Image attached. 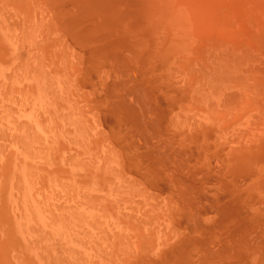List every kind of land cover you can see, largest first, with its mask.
<instances>
[{"label":"bare ground","instance_id":"obj_1","mask_svg":"<svg viewBox=\"0 0 264 264\" xmlns=\"http://www.w3.org/2000/svg\"><path fill=\"white\" fill-rule=\"evenodd\" d=\"M47 1L48 0H46V2ZM77 1H79V0H77ZM113 1H115V0H113ZM124 1L125 0L122 1L123 2L122 6H124L122 8V12L126 9L125 8L126 6L129 5L131 7V5L129 4L130 2L125 1V3H128V4L124 5ZM133 1H135L132 4V5H134L133 7H137L139 4L142 3V0L138 1V2H136V0H133ZM146 1L147 2H146V5L144 7V13H142V14H141V10H139L138 12H131L132 8L130 10L128 9L131 12V16L132 15L137 16L136 18L133 19V21H131V22H134L132 24L135 27L137 26L136 29H135V27L134 28L131 27L132 24H131V22H129V20H132V19H130L131 17L129 18L128 21L125 19V21L127 23L129 22L128 24H129L130 28L133 29L135 34L137 35V33H138L137 36L135 35L136 38L134 41V42H137L136 44H138V45L135 47H132L131 49H133V50L132 51L130 50L131 52L130 51L129 52L133 53V55L136 58V59L135 58L134 59L136 60V62L141 64L140 66L144 70V72H143L144 77L142 76V79H143V81L146 80L147 83L144 84L142 90L144 92L145 100L153 98L151 101L152 102L151 106H153V107H151V108L154 109L156 107V103H158V105H159L158 110H160V109L165 110V112H163L164 113L163 115H165L166 117H167L166 114L169 115L168 116V118H169V129H167L168 133L170 132L172 134H176V135L180 136V138H184V139L189 141V142L185 141V143L180 144L179 147H184V148H186V150H188L189 147H192V145H194V147L196 148L195 150H197L194 155L195 156L198 155V157H196V158L197 159L199 158L200 161H198V162H199L200 166H202L204 168V172H203L204 175H222L226 178V179H223L225 181H222V182H224V186L227 189L225 191H222V189H220L216 184L213 183L215 185L214 187H217V189L219 188L218 190H219L220 194L223 193L222 195H226V197L229 196L230 194H231V196L232 195L234 196L235 194L236 195L237 194L242 195L241 196L242 199H240L239 202L236 201V202H238L237 207H239L238 204L241 202L242 205L244 206V207H242V208H244V211H242L244 216H247V217L249 216L250 218H248V219H250V221L253 222V224L251 225V228H250V233H252L255 230V234L253 235V238L251 241L253 243V245L249 246L246 243L241 244L240 243L241 239H240V237H238V240L240 239L239 240L240 242H236V246L238 247L237 249L244 250V251H249L252 247L253 248L252 251L255 252V255L253 256L254 260H252V261L255 262L256 264H264V261H262V260H264V254L262 255V252L264 251V232L262 233L258 229V227H260V225L262 223H264V0H146ZM39 2L40 1H38V3ZM44 2L45 1H42L41 3H44ZM115 2L117 4L120 3L118 1H115ZM122 2L120 3V5L122 4ZM38 3L30 1V0H0V23L5 22V21L2 22V20L7 21L6 16L8 15V13L10 11H12V13L13 12L16 13V15L18 14V15L25 16L24 20L26 21V19L31 17V14L33 13L32 9H37L38 6L41 4V3H39V5H38ZM78 3L79 2H76L75 8L77 5H79ZM45 5L46 6H44V5H40V6L47 7V5H49V4L45 3ZM71 5H73V3ZM80 5H84V4H80ZM63 6H65V5H63ZM58 8H59V6H58ZM58 8H56V9H58ZM62 8H64V9L68 8V9H66V11H65ZM62 8L61 9L64 10V12H66V13L62 12L63 14H69V13H67V10H69L70 12H73V11H71V8H69L67 6L62 7ZM53 9H55V8H53ZM88 10H90V9H87V11ZM119 10H121V9H119ZM34 11H36V10H34ZM75 11L78 12V10H75ZM30 12H32V13H30ZM39 12H34L35 16H37L38 14L36 15V13H39ZM80 12H82V11H80ZM114 12L117 13L116 11H114ZM127 12L128 11L125 10L124 13H120V14L122 15V17L126 18L125 15L127 14ZM49 13H50V11H49ZM75 13L74 14L71 13L72 14L71 16H73V15L75 16ZM57 14H59V13H57ZM35 16H32V19H34ZM97 16L100 17V14H98ZM19 17L20 16H18L17 18H19ZM91 17H92V19L95 18V17L93 18V16H91ZM9 18H11V17H9ZM17 18H15V19L17 20ZM85 18H86V16H85ZM32 19H31V21H32ZM69 19H71V18H69ZM56 20L57 19H55V21ZM58 20H59V18H58ZM61 20H63V17L61 18ZM79 20H81V19L79 18ZM120 20H121V22H118L119 25L122 23V21H124L122 19H120ZM19 22H20V18H19ZM26 22H22V23H24L22 25L24 27L21 26V22H20L19 23V25L21 26L20 28L25 29L27 26L31 25V24L26 23ZM69 22H70V20L68 21V23ZM8 24L13 25L10 22ZM17 24H18V22H17ZM14 25H16V24H14ZM57 25H59V24H57ZM16 26H15V28H16ZM31 26H33V25H31ZM116 26H114V27H116ZM9 27H11V26H9ZM128 27H126V28H128ZM3 28H5V25L0 24V29H3ZM12 28L14 29V27H12ZM44 28H43V30H44ZM80 28H82V27H80ZM32 29L30 30V32L26 31L28 33V35L31 34ZM70 29H72V28H70ZM123 29H125V27H123ZM9 30H12V29H8V32L10 33ZM26 30H27V28H26ZM65 30L66 31L69 30V29H67V26L65 27ZM127 30L130 32L129 28L124 30V31H127ZM12 31H15V30H12ZM71 31H69V32H71ZM76 31H77V29H76ZM133 31L131 30V32H133ZM5 32L6 31H3L2 33H5ZM15 32H17V30ZM56 32H58V31H56ZM17 33H15V34H17ZM64 33H67V32H64ZM125 33H127V32H125ZM71 34L73 37L76 36L74 34V31ZM5 35L7 36L8 34H6V33L2 34V37L7 38V37H5ZM9 35L11 36V34H9ZM125 35H127V34H125ZM58 36H60V35H58ZM58 36H53V37H58ZM79 37H81V36H79ZM16 39H18V38L16 37ZM38 39L39 38H37V40ZM78 39H75V41H78ZM5 40H7V39H5ZM12 40L9 39V41H10L9 46L10 47L13 46V44L15 43V42L11 43ZM29 40H30V37H29ZM55 40H56V38H55ZM35 41L36 40H34V44H35ZM6 42H8V41H6ZM24 42L25 41L23 40V43ZM46 42H47V40H46ZM69 42H71V41H69ZM69 42H66V43L70 44ZM81 42L83 43L82 40H81ZM99 42H98V44H99ZM78 43L81 44L80 42H78ZM78 43L77 44L75 43V47H77L76 45H79ZM84 43H87L88 45L93 46V45H91L92 43L91 44H89L88 42H84ZM84 43H83V45L85 46ZM55 44H57V43H55ZM57 45L59 46V44H57ZM16 46H18V45H16ZM20 46H22V45H20ZM45 46L42 49L48 48ZM68 46H70V45H68ZM73 46H74V44L72 45V47ZM81 46H82V44H81ZM35 47H34L33 52L36 49ZM75 47H73V48L76 49ZM22 48L25 49L27 47H22ZM22 48H20L18 46V48L14 47V50L15 49L16 50L22 49ZM103 48H104V46H103ZM31 49H33V48H31ZM59 49H60V53L62 51L61 49L66 50V48H61V47H59ZM90 49L91 48L88 47L87 51H89V54H90ZM25 50H27V49H25ZM47 50H45V51H47ZM49 50H50V48H49ZM67 50H70V49H67ZM10 51H11V54H9V55L13 57L12 50L10 49ZM40 52H39V54H40ZM126 52H128L127 49H126ZM52 53H54V52H52ZM73 53L75 54V51H73ZM120 53L124 54V52H120ZM17 54L18 53H16V56L21 55V54H18V55ZM39 54L36 55V57H38ZM55 54H57V52ZM76 54H78V53H76ZM76 54L74 56H76ZM84 54L86 56H89L88 53L87 54L84 53ZM153 54L156 55L157 59L152 60L153 57L151 59V56ZM27 55H28V53H27ZM70 55H71V53H70ZM116 55H117L116 58L120 57L118 54H116ZM41 56H43V55H41ZM97 56H99V55H97ZM12 57L10 59L13 60L14 58H12ZM27 57H29V56H27ZM44 57L48 58L50 56H44ZM105 57H108L107 59L110 58L109 56H105ZM105 57L102 59H105ZM15 58H17V57H15ZM43 58H39V59H43ZM47 58H46V60H48ZM59 58H60V55L57 57L56 62L60 60ZM83 58H84V56H83ZM137 58H139V59L137 60ZM17 59H15V61ZM50 59H51V57H50ZM50 59H49V61H47L48 63H52L51 62L52 59L51 60ZM70 59L72 60V58H69V60L65 59L63 61H67V62L69 61L70 62ZM77 59H78V57H77ZM77 59H76V61H77ZM93 59H95V57H93ZM97 59H99V57H97ZM102 59L100 58V60H102ZM110 59H109V61H110ZM12 60H9V62ZM19 60H18L19 64L17 63L18 66L21 65V62H19ZM29 60H25L26 62L24 61V64L25 63L27 64L28 62L30 63ZM32 60H34V58H32ZM83 60L82 61L79 60L80 63L86 64V63H83L84 62ZM116 60L117 59H115V62H116ZM13 61H12V63H13ZM52 61L54 62L55 60H52ZM61 61H62V57H61ZM121 61L123 62V59ZM36 62L32 64V61H31V65H29V64H27V65H29L28 67H30L32 65H36V67H37L38 64ZM56 62L54 64V66L59 65ZM86 62L88 63L91 61H86ZM115 62L113 64V66L114 65L120 66L119 61H117V63H119V65L116 64ZM126 62H128V61H126ZM126 62H123V63H126ZM141 62L148 63V66H146V64L141 63ZM4 63H6V62H4ZM74 63H76V62H74ZM80 63H79V65H80ZM94 63H96V62L92 61L91 65ZM100 63H98V64L101 66L104 64V66H102V67L105 69L106 61L102 64H100ZM22 64H23V62H22ZM64 64H65V62H63V65L60 64L59 67L63 66L64 67L63 69L65 72L66 71L68 72V68L70 69L71 72H74V70L77 72H78V70L81 72L84 71V72H82L83 74L88 72V71H92V69L91 70L87 69V65H86V67L85 66L84 67L88 71L86 69H84L83 67L80 68L81 65L79 66L78 64H76L78 66H75V65H72V63L70 62V64L74 68L76 67L77 70L74 69L71 65L69 67L68 65H66V64L64 65ZM129 64H130V62H129ZM0 65H2V64L0 63ZM5 65L7 66V64H5ZM25 65H23V66L26 68ZM99 65H94V66L97 67ZM18 66L16 65L13 67H18ZM23 66H22V69H25ZM94 66L92 65V68ZM34 67L35 66H33V68ZM71 67H72V69H71ZM78 67L81 70L78 69ZM8 68L9 67L7 66V67H4V69H2V70L8 69ZM30 68H32V67H30ZM37 68H39V66ZM40 68H42V69H40ZM40 68L38 69V71L43 70V66L42 67L40 66ZM48 68H50V67H48ZM52 68L54 71L57 70V68H55V67H52ZM66 68H67V70H65ZM110 68H112L111 65H110ZM34 69H36V68H34ZM117 69H118V67H117ZM132 69H133V67H132ZM134 69H135L134 71H136L135 67H134ZM62 70L61 69L58 70L57 71L58 74L60 76L66 75V74H63L65 72H62ZM122 70H124V69H122ZM122 70H118V71L122 72ZM8 71L10 72V70H8ZM8 71H5V72L7 73ZM12 71L15 72V69L13 70V68H12ZM24 71L25 70H23L22 76L26 75V73H24ZM28 71H29V69H28ZM33 71L34 70H32V72H31L32 74H33ZM45 71H46V69L43 70V72H45ZM48 71H49V73H51L50 70H48ZM54 71H53V75L52 74L45 75L47 77L46 78L47 80L45 78H43V79H45V80H43L44 85L41 84L42 87L44 86V89L42 88V90H44L43 92L41 90V87H39L40 88L39 91L34 89L35 91H37V92H35L36 94L34 95V91L30 90L32 88L28 89L31 91V94L30 93L29 94L31 96L33 95V97L31 98L32 100H30V98H28V97L27 98H28V100L34 102L35 107L33 108L34 110L29 109V111H31L32 114L30 113V115H29L27 113H24V117L22 116L23 113L21 112V110H24V109L22 108L21 110H19L20 106H22V105L17 104L14 106L15 101H17V100H15L16 98H15V95L13 93L14 90L12 89L13 90V92H12L11 86H9V88H8V86L6 85L7 79H9L8 77H10V79L12 80L13 79L12 76H8L7 79H5L3 74L0 73V138H3L4 140H6V143L10 147H13V148H16V150L17 149L19 150L17 158L21 164V172L27 170V175H37V174L40 175L42 173L41 169L45 168V167L41 168L40 165L48 163V168H45L46 170H48L50 168L49 167V165H50L49 160L51 159V161H53V164L52 163L51 164L52 165L57 164L58 166L60 165V169L62 167L64 168L65 165L67 166V171L65 170L66 172L63 171V172L58 173L59 170H57L56 173H58V174L54 173V175H77V178H78V182H77L76 177H70V181L67 183H63L61 186L62 190L58 191V193L61 194V196H64L66 199L68 198L69 205H68V203L65 204L63 202L61 205L60 204L61 201H59L57 198V201L60 202V203L55 202L56 205L58 203V205H57L58 207L55 206V204H53V203L50 205V207H48L47 211H44V209L42 208L43 206L41 207L42 208L41 210L46 212L44 214H42V211H40V205H43V204H40L39 207H36V208H39V209H37V212L34 210H33V212H31L32 210L27 208L26 206L23 209L21 208L22 213H21L20 219L18 220L22 224L20 228H23L25 230L24 227H26V229L28 227H31V229H30L31 231H23L22 230V233L26 232V236L24 235L26 238V241H24L25 238H22L23 242L24 243L26 242V245H27V243H30L34 248L35 253L38 254L40 263L44 262L46 264H63V262H65L67 264H77L78 261H80V260H82L88 256L87 253H89L90 256H92V257L94 255L98 254L97 252H99V249H100V253H102L101 251H103L104 254H105V252H113L114 253L115 250L118 252L123 251V250L126 252V251L130 250V252L127 254H125V253L123 254L124 251L122 252V255L120 254L121 256L126 255V257H124V258L126 260H128V262H130L128 264H133V263L134 264H142V263L147 264V261H148V264H153L152 261H154V264H161L162 261H165L162 264H168L170 260L172 262L170 261L169 264H171V263L174 264L175 262L173 260L174 259L173 255L177 254V253L175 251L173 253V251L169 249V246L171 244V241L172 242L175 241L173 238L174 235L171 236V234L174 233L175 236H177V238H178V233H177V231H175V232L172 231L173 225H171V222L175 219V216L173 214L174 212H173L172 207H171V206H173V204L170 205L169 199L166 200L165 197H163L162 194H164L165 192L164 191L162 192L161 191L162 189H160V186H159L158 190H160L161 194H156V195L154 193L146 194L145 192L143 193V191L141 192L142 188L136 189L138 192L135 193L136 191L134 192V190L132 188L134 186L133 184H135V182L132 184V186L130 184H127V183H124V186H122L123 184H121V182H119L120 184H115L114 183L115 180L113 181L111 178H109V176H106V175H114V176L117 175L119 177L118 173L117 174H113L112 172L109 173L108 169L115 167V165L117 166V164L119 163L117 166V168H118L121 164L120 159L123 157L126 160L127 159L126 157L128 156L127 154H126L127 155L126 156L125 153H123V152L128 151L127 148H126V151L124 150V148L126 146L125 145L122 146L123 149L120 147L121 146L120 144L126 142V141H123V142L120 141L123 137L121 138V136H118V135H122L121 134L122 131L119 130V133H118L117 129L116 130H115V128L111 129V126H110V128L107 129V130H110L109 131L110 133H109V135L106 134V136L111 135L110 137L115 138L114 141L110 137H108V138H110L111 141H108L109 139H107V138H106L107 140H104L102 138V137H104L105 133L102 135L103 129L100 127V125L102 126V124L100 123V119L101 118L103 119L104 115L108 118L109 115L107 116L106 114L108 112L112 113V110L114 107L111 108L112 109L111 112H110V110H108L107 113H103L102 111H101L102 113L100 112V109L97 106H95V103L97 104V100L98 101L100 100V102H103V103H105V102L109 103V102L107 100L105 102H104V100L101 101V99L104 97H98L99 99H95V98H97V96H96L97 93H94L91 90L93 88H90V86H88L87 84H86L87 88H84L85 85L82 86V82H80V81L81 80L83 81L84 79H82V78L84 76H87V75L84 74V76H83V74L80 72L82 77L77 75L78 78L76 77L77 78V80H76V78H74L75 76H70L67 74L70 77L67 78V75H66V80H64L65 76H64V78L60 79L62 76L61 77L56 76L58 74L55 73ZM118 71H116V72H118ZM124 71H128V69L124 70ZM37 72L34 71V73H37ZM137 72H138V69H137ZM54 73H55V76H54ZM109 73H108V75H110ZM111 73H112V70H111ZM131 73H133V72H131ZM41 74L44 75L43 73H41ZM69 74H70V72H69ZM87 74L89 77H93V76H91L92 73H87ZM103 74L105 75V73H103ZM35 75H37V74H35ZM35 75H32V77H34ZM72 75H75V74L73 73ZM106 75H107V73H106ZM37 76H39V75H37ZM37 76H35L37 79L42 78V77L38 78ZM48 76H53L54 80H51V77L49 78ZM16 77H18V75H16ZM71 77H73V78H71ZM104 77H106V76H104ZM107 77H109V76H107ZM24 78H27V76ZM29 78H30L31 82L39 81V80L32 81L30 76H29ZM70 78L75 79L73 81L74 82L76 81L78 84L77 83L75 84L72 81L69 82ZM57 79H59L60 82L57 81ZM79 79H80V81H78ZM92 79L90 81H93ZM94 79H96V78H94ZM98 79H99V77H98ZM5 80H6V82H5ZM128 80H130V79H128ZM64 81H66V82L64 83ZM106 81L112 82V80H106ZM8 82H10V81H8ZM71 82H72V86L75 87L76 90L75 89L72 90L73 88H72V86H70ZM79 82H80V85L82 87L79 85ZM94 82H96V81H94ZM67 83H70V84H67ZM73 83L77 87L80 86V89L83 88V90H79ZM106 83H108V82H106ZM134 84H135V82L133 83L132 88H134V86H135ZM95 85H97V82ZM111 85L113 86V82ZM116 85H117V87L119 86V84H115V86ZM129 85L130 84H128L127 87H130L132 84L130 86ZM112 86H110V87L108 86V87L113 89ZM33 87L35 88V86H33ZM105 87H106V84H105ZM88 88H90L91 91H87ZM136 88L137 87L135 86V89ZM139 88H141V87H138L137 89H139ZM17 90H19V89H17ZM99 90H100V88H99ZM20 91L21 90H19L18 92H20ZM75 91L76 92L78 91V92L76 93ZM124 91H126V88ZM133 91H135V90H133ZM137 92H139V91H137ZM78 93H79L78 96L73 95V94H78ZM121 93H120V95H122ZM21 94L24 95L23 91ZM21 94L19 95L20 99L22 97ZM80 94H83L84 96L80 95ZM117 94H118V92H117ZM107 95H108V93L105 92V96H107ZM27 96H29V95H27ZM102 96H103V92H102ZM80 97L86 98L88 100V103H87V100L85 102L84 100H81ZM116 97H118V96L116 95ZM130 97H128V99H130ZM24 98L22 97V99H24ZM120 98H117V99H120ZM115 99L116 98H114L113 100H115ZM25 100H27V99L25 98ZM22 101L24 102V100H20L19 103H21ZM30 101L25 102L26 103L25 105H27V103L28 104L31 103ZM117 102L118 101H116V103ZM99 103L97 105H99ZM146 103H147V101H146ZM22 104H24V103H22ZM31 104H33V103H31ZM109 104L111 105V103H109ZM109 104H107V105H109ZM122 104H125L124 101ZM18 105H19V107H18ZM127 105H128V103L126 104V106ZM31 106H30V104L28 105V107H30V108H31ZM103 106L105 107V105H103ZM121 107L124 108L125 106L124 107L121 106ZM128 107H129V105H128ZM138 107H140V105ZM105 109L107 110V108H105ZM125 110H127V109H125ZM19 111L22 114H19L20 113ZM115 111H114V113H116ZM117 111H120V110H117ZM127 111H122V112H124V114L126 113L125 115H128ZM156 111H152V114H153V112H156ZM159 112H161V111H159ZM100 113L104 114V115L100 116ZM117 114H118V112H117ZM117 114H115V116ZM119 114H120V112H119ZM155 114L161 115V113H155ZM34 115L36 116V119L33 117ZM118 115H117V117L120 116V115L119 116ZM129 115H131L130 112H129ZM165 116L163 119H166ZM111 117H110L111 119H114L113 113H112ZM125 117H122V118H125ZM129 117L131 118V116H129ZM150 119H151V117H150ZM150 119H148V120H150ZM115 120H117V119H115ZM120 120H122V119L120 118ZM120 120H117V121H120ZM122 121L123 122H121V123H124V124H127V123H130L129 125L134 124V123H131L130 121L127 122L126 119L122 120ZM101 122L103 123L105 121L101 120ZM119 124H120V122H119ZM162 125H163V123H162ZM138 126L140 127L142 125H138ZM143 126H144V123H143ZM166 126H168V125H165V127ZM132 127H134V125ZM123 128L126 129V127H123ZM124 129H122V130H124ZM128 129H130V128H128ZM107 130L104 132H107ZM111 130L115 133L113 134L111 132ZM131 130H129V132ZM124 131H123V133H124ZM116 133L118 135H116ZM129 134L131 136V132ZM113 135H114V137H113ZM116 136L120 137V138H117V139H119L120 143L116 139ZM165 140L166 139H164V141ZM170 140H169V142H170ZM114 142L115 143L117 142L119 144L115 145ZM133 142H134V140H133ZM193 142L195 144H192ZM135 144H136V142H135ZM63 145H64V148H63ZM118 145H119V147H118ZM126 145H127V143H126ZM177 147H178V144H177ZM120 148L124 151H122ZM128 148H130L129 145H128ZM132 148L133 147H131L130 149H132ZM184 148H182V149H184ZM130 152H132V151H130ZM190 153L192 155V153H194V152H192V150H191ZM132 154H134V153H132ZM194 155H192V156L194 157ZM7 156L8 155H6L5 157H7ZM8 158L9 157H7V159ZM132 158H135V157H132ZM186 159H188V158H186ZM145 161H146V159H145ZM147 161L150 163L149 159ZM192 161L193 160H191V162ZM54 162L56 164H54ZM133 162H136V163H133ZM170 162L172 163V161H170ZM181 162L183 163V161H181ZM131 163L134 165V167L136 166L135 168L138 167L137 161H135V159H132ZM131 163H128V165L129 164L131 165ZM133 165H132V167H133ZM168 166L169 165H167V167ZM132 167H130L129 169H131ZM115 168H113V169L116 170V172H119V169H115ZM168 168H170V167H168ZM168 168H167V170H168ZM39 169L41 171H39ZM165 169H166V167H165ZM191 169H193V168L191 167ZM191 169L187 170V171L188 172L193 171V174H194L195 170L191 171ZM197 169H198L197 172L199 173L200 172L199 167ZM121 170L122 169L120 168V171ZM134 170L137 171L138 168L134 169ZM46 172L48 174V173H51L52 171L49 172V170H48ZM190 172H189V174L193 175ZM198 173H196V175H198ZM47 174L43 173L41 175H47ZM130 174H128V175L130 176ZM133 174H134L133 177H136L135 173H133ZM19 175H23V174L19 173ZM49 175H52V173ZM100 175H105V177H100ZM122 175H123V172H122ZM160 175H162V174H160ZM166 175H168V174L166 173ZM182 175H184V174H182ZM124 177H125V175H124ZM124 177H123V179H121V178H119V179H121V181L127 182L124 179ZM133 177L131 179H133ZM143 177H145V176H143ZM154 177L151 180H154ZM115 178H117V177H115ZM131 179H129V180L131 181ZM138 179H140V178H138ZM227 180H229V182H231V183H229ZM141 182H143V181H141ZM56 183L57 182H51L52 185H55ZM144 183L147 184L146 182H144ZM204 183H206V182H204ZM138 184H140V183H138ZM145 184L141 183V186L143 185L145 187L146 186ZM135 186H137V185H135ZM153 186H154V190H157V188H155L156 186L155 185H153ZM54 187H56V186H54ZM157 187H158V185H157ZM164 187H166V186H164ZM203 187H204V185H203ZM148 188H151V187H148ZM151 190H152V188H151ZM184 190H185V193L187 194L186 189H184ZM23 191L24 190L22 189V191L20 193V195H21L20 199L21 198L26 199V200L29 199L30 193H32L31 192L32 190L31 189L25 190V193ZM157 191H156V193H159V191L158 192ZM182 193L184 194V192H181V194ZM215 193H216V191H215ZM217 193H216V195H213V196L210 194L209 196H212V197H209V198L212 199L214 196H216L214 198H217V195H218ZM166 194L170 195L171 193L170 194L166 193ZM192 194H193V192H192ZM25 196H27V198ZM73 196H77V197H73ZM202 196H204V193ZM57 197H60V196H57ZM176 197L175 198L173 197V199L175 200ZM180 197L182 198V200H184L183 197L185 198L187 196L185 195L183 197L182 196H180ZM177 198L179 199V197H177ZM192 198H193V196H192ZM203 198L204 197H202V199ZM209 198H206V199L210 200ZM218 198L216 200H219V203L221 205V199H223L224 197H222V198L220 197L221 199H218ZM229 198H231V197H229ZM235 198H237V197L234 196V198H232V199H235ZM30 199H32V198H30ZM206 199H204V200H206ZM26 200L23 201L21 199V203L26 202ZM172 200H170V202ZM192 200L195 201L197 199L193 198ZM227 200H228V202L231 201L229 199H227ZM215 201H214V203H215ZM29 202L33 203L30 200H29ZM198 202H199V199H198ZM210 202H211V200L209 201V203ZM231 202H229V203H231ZM186 203L187 202H185V204ZM193 203H195V202H193ZM193 203H192V206L190 205L191 207H193V205H194ZM212 203H211V206H212ZM219 203H215L216 206ZM188 204H190V203H188ZM203 204L204 203H202V206H203ZM198 205H200V203ZM208 205H210V204H208ZM208 205L205 204L206 207ZM225 205H227V201H226ZM174 206H176V205H174ZM228 206H229V204H228ZM179 207H181V206H179ZM176 208H178V207H176ZM199 208H200V206H199ZM213 209H214V207H213ZM177 210H179V209H177ZM216 210H217V208H216ZM216 210H214V211H216ZM224 210L226 211V208ZM180 211H181V209H180ZM179 212H176V214ZM242 212H240V214H239L240 218L243 217ZM197 213H198V211L196 212V215H198ZM210 213H208V211H207V215L208 216L210 215V218L208 220L211 221L210 219L212 218V221H213L214 216L212 217L211 216L212 213L211 214ZM226 213H227V211L225 212V214ZM200 214H201V211H200ZM183 215L185 216V212ZM204 215L206 216V213ZM225 216H228V214ZM199 217H201V216H199ZM217 217H218V215H217ZM177 218H181L182 221L184 219L186 220V218H184V219L182 218V215H181V217H177ZM207 218H205V219H207ZM243 218H245V217H243ZM195 219H198L197 216H195ZM190 220L191 219H189L188 222L191 223L192 221H190ZM222 220H224V218H222ZM224 221H226V220H224ZM195 222L199 223L200 219L198 221H195ZM205 222L208 223L207 220ZM216 222L217 221L215 220L214 226L219 225V224L217 225L218 222L217 223ZM17 223H19V222H17ZM228 223H230V222H228ZM48 224H50L49 229L46 228L48 226ZM29 225H31V226H29ZM186 225L188 226V224H186ZM228 225H230V224H228ZM234 225H235V223H234ZM209 226H210V224H209ZM210 227H209V229H210ZM232 227H229V228H232ZM217 229L220 230L219 226ZM226 229H227V227H226ZM17 230H21V229L18 228ZM97 230H100L101 232L99 233L98 236L94 237L93 234H95V235L98 234V232L94 233ZM173 230H174V228H173ZM175 230H176V228H175ZM211 230H210V232H211ZM193 231L192 232L189 231V232L193 233ZM223 231H225V229ZM205 232H208V231H205ZM205 232H203L202 234H204ZM247 233H249V232H247ZM189 235H190V233H189ZM220 235L221 234H219V236ZM216 236H217V234H216ZM221 236H223V235H221ZM224 236H226V235H224ZM258 236H260V238H257ZM22 237H23V234H22ZM92 237L95 239H93ZM187 237H188V235H187ZM212 237H213V235H212ZM235 237H233V238H235ZM179 238H180V236H179ZM184 238H180V240L181 239H183V240L189 239V238H187V239H184ZM200 238H204V236L200 237ZM208 238H209V236H208ZM22 239H20V242L22 241ZM218 239L221 240L220 238H218ZM244 239H247V238H244ZM190 240H192V239L190 238ZM219 240H218V244H219ZM221 242H223V241H221ZM24 243H23V245H25ZM175 243L180 245V243H182V240L178 241V239H177L176 242H174V244ZM193 243H195V242L193 241ZM174 244L172 245L173 248L178 246L176 244H175L176 246H174ZM183 244H184V242H183ZM183 244H181V245L183 246ZM23 245H21L19 247L22 248ZM26 245H25V247H26ZM221 245H223V244H221ZM221 245L219 246L220 248H221ZM28 246L25 248V250L28 248ZM30 246L28 249H30ZM196 249H195V251H197V252H194L195 254L191 255V256H197L196 258H198V254L202 251L201 249H203V247L201 246L200 249L199 248H196ZM214 249H216V248H214ZM237 249L235 247V250H237ZM133 250H134V252H133ZM168 250H170L171 253H173V254H171V256L168 255L169 254ZM199 250H200V252L198 253ZM229 250L230 249L227 248V251H229ZM203 251H204V249H203ZM219 251H221V250L219 249ZM19 252H21V251H19ZM23 252L28 254V252H26V251H23ZM39 252L41 253V255H39L40 254ZM25 253H22V254L25 255ZM146 253H149V254H146ZM210 253H212V252H210ZM219 253H221V252H219ZM234 253L238 254L239 250H237V252L235 251ZM156 254H158V256H156ZM18 255H17V257H19V258L22 257V255H20V256H18ZM113 255H115V253ZM223 255H221V256H223ZM28 256H29L30 260H31V257H33L30 255H28ZM133 256H134V258H133ZM160 256H161V258H163V260L160 259L159 263H155L157 261V260L155 261V258L158 259L157 257H160ZM167 256H170L171 258L167 257ZM204 256H206V255H204ZM215 256H217V254ZM25 257H26V255H25ZM99 257H101V255ZM218 257H219V255L217 256V258ZM23 258H24V256H23ZM101 258H103V260H102L103 262H101V263L106 262V264H111V262H109L108 259L105 260L106 258L104 255ZM151 258H152V260H151ZM164 258H166V259H164ZM196 258L193 257L192 260H196ZM208 258H210V257H208ZM119 259H120V256H119ZM122 259H123V257H122ZM140 259L141 260L143 259V260L141 261ZM146 259H147V261H146ZM198 259L200 260V258H198ZM17 260L20 261V264L22 263L21 261H23L22 259L21 260L17 259ZM113 260H116V259L113 258ZM166 260L168 261V263H166ZM149 261L152 263H150ZM113 262L116 263L115 261H113ZM123 262L124 261H122V260L118 261L119 264H123ZM23 263H24V261H23ZM234 263L236 264V262H234ZM25 264H27V263H25ZM80 264H83V262L81 261ZM93 264H95V262ZM210 264H212V263H210ZM214 264H216V263L214 262ZM230 264H233V262L232 263L230 262Z\"/></svg>","mask_w":264,"mask_h":264},{"label":"rangeland","instance_id":"obj_2","mask_svg":"<svg viewBox=\"0 0 264 264\" xmlns=\"http://www.w3.org/2000/svg\"><path fill=\"white\" fill-rule=\"evenodd\" d=\"M30 1H33V2H37L38 3V1H40L39 3H41L42 1H45L44 3H41L40 5H44V6H46L45 5V3L46 4H49V5H47V7H44V6H40L39 5V3H38V8L37 9H32L33 11V13L32 12H30V13H32L31 14V17H29V18H27L26 19V21L24 20L25 19V16H22V15H18V16H20L19 18H20V22H21V26L24 24V23H22V22H26V23H29V24H31V25H33V26H31V25H29V26H27L26 28H27V30H26V28L25 29H23V28H20L21 26L19 25V18H17L18 16L16 15V13H12V11H10L9 13H8V15L6 16V18H7V21L6 20H2V22L3 21H5V22H3V23H0V24H4L5 25V28H3V29H0V63L2 64V65H0V73L1 74H3V76L5 77V79H7V77L8 76H12V80L10 79V77H8L9 79H7V83H6V85L8 86V88H9V86H11V90L13 89L14 90V92H13V90H12V92L14 93V95H15V100H17V101H15V104H14V106L15 105H17V104H20V105H22V106H20V109L19 110H21L22 108L26 111H24V110H21V112L23 113H21L20 111V113L19 114H22V116L24 117V113H27V114H29L30 115V113H31V111H29V109L31 110V109H33L34 107H35V104H34V102L33 101H30V100H32L31 98L33 97V95L31 96L30 94H31V91L30 90H32V91H34V95L36 94L35 92H37V91H39L40 90V88L39 87H41V90H42V88L44 89V86L42 87L41 86V84L42 85H44V83H43V80H45L47 77L45 76V75H50V74H52L53 75V68L52 67H55V68H57V70H55L54 72L55 73H57L58 74V70H62L64 67L62 66V67H59L60 66V64L61 65H63V62H65V64L66 65H68L69 67H70V62L72 63V65H75V66H78L79 65V63H80V61H82L83 59V63H86V64H81L80 63V68L81 67H83L84 69H86L85 67H86V65H87V69L88 70H91L92 69V71H88L87 69V71L88 72H86V73H84L85 75H87L88 76V74L87 73H92V75L91 76H93V77H87V76H84V74L82 73V72H84V71H79L78 70V72L77 71H75L74 70V72H71L70 71V69L68 68V72L66 71H64V69L62 70V72H65V73H63V74H68V75H70V76H75L74 78H78V76H81L82 77V75H81V73L83 74V76L85 77H83L82 79H84L83 81L81 80L80 81V79L78 80V81H80V82H82V86L83 85H85L84 86V88H87V85L88 86H90V88H93V89H91L94 93H97L96 94V96H97V98H95V99H99L98 97H104V98H102L101 99V101H103L104 100V102L107 100L109 103H111V105L109 104V103H103V102H100V100L98 101L97 100V104L99 103V105H97L96 103H95V106H97L99 109H100V112L102 111L103 113H107V111L108 110H110V112H111V108H113V110H112V113H113V115H114V119H111L112 117V113H107L106 115L108 116V118L104 115V114H101L100 113V116H102V115H104L103 117V119L101 118L100 119V123L102 124V126L100 125V127L103 129V133H102V135L105 133V135H104V137H102L104 140H107V139H109L108 141H111L110 140V138H112V137H110V136H108L109 135V131L110 130H107L108 128H110V126H111V129L112 128H115V130L117 129L118 130V133H119V130L120 131H122V135H118L117 133H116V135H118V136H121V140L120 141H126V142H124V143H122V144H120L121 146V148H122V146H126L125 148H124V150L126 151V148L128 149V151L127 152H123V153H125V155L127 156L126 158V160L122 157L120 160H121V164H120V166L117 168V166H118V164H117V166L115 165V167H112V168H110V169H108L109 170V173H113V174H117L118 173V175H119V177L117 176V175H106V176H109V178H111L113 181H114V183L115 184H120L119 182H121V184H123L122 186H124V183H127V184H130L131 186H132V184L135 182V184H133L134 186L132 187L133 188V190H134V192L135 193H137L138 191L136 190V189H141V192L143 191V193L145 192L146 194H150V193H154L155 195L156 194H161V192H160V190H158L159 189V186H160V189H162L161 191L163 192H165L164 194H162L163 195V197H165V199L166 200H168L169 199V203H170V205L171 204H173V206H171L172 207V210H173V214H174V216H175V219L171 222V225H173V228H174V230H173V228H172V231H177V233H178V238H177V236H175V234L174 233H172L171 234V236L172 235H174L173 236V238H174V240L175 241H171V244H170V246H169V249L170 250H172L173 251V253H174V251L179 255H177V254H174L173 256H174V262L176 263V264H210V263H212V264H214V262L216 263V264H230V262L232 263L233 262V264H235L234 262H236V264H256L255 262H253L252 260H254V255H255V252L254 251H252L253 250V248L251 247V249L249 250V251H244V250H240V249H237L238 247L236 246V242H240L241 244H244V243H246V244H248L249 246H251V245H253V243L251 242L252 241V238H253V235L255 234V230L252 232V233H250V228H251V225L253 224V222H251L250 221V219H248V218H250L249 216L247 217V216H244V214H243V212L242 211H244V208H242V207H244L243 205H242V203L240 202L239 204H238V206L239 207H237V203L240 201V199H242L241 198V196L242 195H240V194H235L234 196L235 197H237V198H235V199H232V198H234V196L232 195L231 196V194L229 195V196H227L226 197V195H222V194H220L219 193V188L220 189H222V191H225V190H227L226 189V187L224 186V182H222V181H225V180H223V179H226L224 176H222V175H204L203 174V172H204V168L202 167V166H200V164H199V162L198 161H200L199 160V158L197 159L196 157H198V155H194L195 153H196V151L197 150H195L196 148L194 147V145H192V147H189V149L188 150H186V148H184V147H179V145L180 144H184L185 143V141H188V140H186V139H184V138H180V136H178V135H176V134H172V133H168V131H167V129H169V118H168V114H166L167 115V117L165 116V115H163L164 113L163 112H165V110H162V109H160V110H158L159 108H158V103H156V109L154 108H151V107H153V106H151V104H152V99H148V100H145V97H144V92H143V90H142V88H143V86H144V84H146L147 83V81L146 80H144L143 81V79H142V76L144 75L143 74V72H144V70H143V68L140 66L141 64H139L138 62H136V58H135V56L133 55V53H130L133 49H131L132 47H135V46H137L138 44H136L137 42H134L135 41V32L133 31V29L132 28H130V26H129V22H131V21H133V19L134 18H136L137 16H134V15H132L131 16V12H138L139 10H141V14L142 13H144V7H145V5H146V0H142V3L141 4H139L137 7H133L134 5H132L133 4V2H135V1H133V0H125V1H127V2H130L129 4L131 5V7L128 5V6H126L125 8V10L126 11H128L127 12V14L125 15V17L126 18H124V17H122V15L120 14V13H124V11L122 12V8L124 7V6H122L123 5V0L121 1V0H115V1H118V2H122V4L120 5V3L119 4H117L115 1H113V0H79V1H77V0H48L47 2H46V0H30ZM61 1V2H60ZM74 1V2H73ZM79 2L78 4L79 5H77L76 6V8H75V4H76V2ZM125 1H124V5L125 4H128V3H125ZM138 1H141V0H136V2H138ZM59 2V3H58ZM85 2V3H84ZM73 3V5H71ZM80 4H84V5H80ZM63 5H65V6H63ZM118 7H117V6ZM120 5V6H119ZM58 6H59V8H58ZM69 7V8H71V11H73V12H70L69 10H67V13H69V14H63V13H66V12H64V10L66 11V9H68V8H62V7ZM116 6V7H115ZM42 7V8H41ZM51 7V8H50ZM88 7V8H87ZM53 8H55V9H53ZM56 8H58V9H56ZM64 9V10H62V9ZM132 8V11L130 12L129 10ZM136 8V9H135ZM61 9V10H60ZM87 9H90V10H88L87 11ZM119 9H121V10H119ZM129 9V10H128ZM34 10H36V11H34ZM58 10V11H57ZM61 12H60V11ZM75 10H78V12L77 11H75ZM84 10V11H83ZM40 11V12H39ZM49 11H50V13H49ZM80 11H82V12H80ZM114 11H116L117 13H115ZM34 12H39V13H36V15L37 16H35V14H34ZM63 12V13H62ZM76 12V13H75ZM98 12V13H97ZM57 13H59V14H57ZM74 14L75 13V16L73 15V16H71L72 14ZM13 14V15H12ZM98 14H100V17L99 16H97ZM130 14V15H129ZM61 15V16H60ZM65 15V16H64ZM121 15V16H120ZM17 16V17H16ZM32 16H35L34 17V19H32ZM85 16H86V18H85ZM91 16H93V18L94 19H92V17ZM120 16V17H119ZM9 17H11V18H9ZM14 17V18H13ZM22 17V18H21ZM24 17V18H23ZM48 17V18H47ZM63 17V20H61V18ZM77 17V18H76ZM98 19H97V18ZM118 17V18H117ZM131 17V18H130ZM15 18H17V20L15 19ZM46 18V19H45ZM58 18H59V20H58ZM69 18H71V19H69ZM79 18L81 19V20H79ZM84 18V19H83ZM129 18L130 19H132V20H129ZM139 18V17H138ZM31 19H32V21H31ZM55 19H57L56 21H55ZM70 20V22L68 23V21ZM100 19V20H99ZM120 19H122V20H124V21H122V23L119 25L118 24V22H121V20ZM125 19L128 21L129 20V22L127 23L126 21H125ZM9 20V21H8ZM22 20V21H21ZM24 20V21H23ZM61 20V21H60ZM79 20V21H78ZM99 20V21H98ZM119 20V21H118ZM60 21V22H59ZM10 22V23H12L13 25H9L8 23ZM17 22H18V24H17ZM31 22V23H30ZM45 22V23H44ZM7 23V24H6ZM25 23V24H26ZM33 23V24H32ZM61 23V24H60ZM68 23V24H67ZM132 23H134V22H131V24ZM14 24H16V25H14ZM57 24H59V25H57ZM127 24V25H126ZM8 25V26H7ZM64 25V26H63ZM117 25V26H116ZM126 25V26H125ZM136 25V24H135ZM9 26H11V27H9ZM15 26H16V28H15ZM45 28H44V27ZM59 26V27H58ZM67 26V29H69L68 31H66L65 30V27ZM114 26H116V27H114ZM121 26V27H120ZM129 26V27H128ZM9 27V28H8ZM12 27H14V29L12 28ZM22 27H24V26H22ZM75 27V28H74ZM77 27V28H76ZM80 27H82V28H80ZM123 27H125V29H123ZM126 27H128L129 28V30H130V32L127 30V31H124V30H126V29H128V28H126ZM131 27H135L133 24L131 25ZM12 29V30H17V32L19 33H17V32H15V31H12V30H9L10 31V33L8 32V29ZM19 28V29H18ZM33 28V29H32ZM43 28H44V30H43ZM62 28V29H61ZM70 28H72V29H70ZM137 28V26L135 27V29ZM23 29V30H22ZM32 29V31H31V34H29L28 35V31L30 32V30ZM76 29H77V31H76ZM118 29V30H117ZM19 30V31H18ZM72 30V31H71ZM131 30L133 31V32H131ZM3 31H6L5 33L6 34H8L7 36L5 35V37H7V38H3L2 37V34H5V33H2ZM13 33H12V32ZM21 31V32H20ZM27 31V32H26ZM56 31H58V32H56ZM69 31H71V32H69ZM74 31V34L76 35V36H72V32ZM100 31V32H99ZM8 32V33H7ZM26 32V33H25ZM64 32H67V33H64ZM125 32H127V33H125ZM15 33H17V34H15ZM62 33V34H61ZM137 33V32H136ZM9 34H11V36L9 35ZM16 36H15V35ZM27 34V35H26ZM71 34V35H70ZM73 34V35H74ZM125 34H127V35H125ZM20 35V36H19ZM23 35V36H22ZM33 35V36H32ZM58 35H60V36H58ZM137 35H138V33H137ZM136 35V36H137ZM23 38H22V37ZM45 36V37H44ZM53 36H58V37H53ZM79 36H81V37H79ZM90 36V37H89ZM13 37V38H12ZM16 37L18 38V39H16ZM29 37H30V40H29ZM53 37V38H52ZM37 38H39L38 40H37ZM46 38V39H45ZM55 38H56V40H55ZM60 38V39H59ZM65 38V39H64ZM80 40H79V39ZM5 39H7V40H5ZM9 39L10 40H12L11 41V43H13V42H15L14 44H13V46H9L10 45V41H9ZM16 39V40H15ZM63 39V40H62ZM75 39H78V41H75ZM23 40L25 41L24 43H23ZM34 40H36L35 41V44H34ZM46 40H47V42H46ZM50 40V41H49ZM59 40V41H58ZM81 40L83 41V43L84 42H88L89 44H91V45H93V46H90V45H88L87 43H84L85 44V46L83 45V43L81 42ZM6 41H8V42H6ZM22 41V42H21ZM32 43H31V42ZM58 41V42H57ZM69 41H71V42H69ZM101 43H100V42ZM44 42V43H43ZM66 42H69L70 44H67ZM77 44L78 42H80L81 44H82V46H81V44H79V45H76L77 47H75V43ZM98 42H99V44H98ZM20 43V44H19ZM27 43V44H26ZM38 43V44H37ZM55 43H57V44H59V46L57 45V44H55ZM97 43V44H96ZM25 44V45H24ZM44 44V45H43ZM74 44V46L73 47H75L76 49H74L73 47H72V45ZM16 45H18L20 48H22V47H27V48H25V49H27V50H25V49H15L14 50V47H16V48H18V46H16ZM20 45H22V46H20ZM28 45V46H27ZM46 45V46H45ZM49 45V46H48ZM68 45H70V46H68ZM36 46V47H35ZM44 46L45 47H48V48H46V49H42V48H44ZM79 46V47H78ZM103 46H104V48H103ZM34 47L36 48L35 49V51L33 52V50H34ZM39 47V48H38ZM59 47H61V48H66V50L65 49H61L62 51H61V53H60V49H59ZM88 47L89 48H91L90 49V54H89V51H87L88 50ZM31 48H33V49H31ZM49 48H50V50H49ZM93 48V49H92ZM10 49L12 50V54H13V57L12 56H10L9 54H11V51H10ZM31 49V50H30ZM38 49V50H37ZM41 49V50H40ZM48 49V50H47ZM67 49H70V50H67ZM74 49V50H73ZM126 49H127V51L128 52H126ZM45 50H47V51H45ZM59 50V51H58ZM75 51V54L76 53H78V54H76V56H74L75 54L73 53V51ZM77 50V51H76ZM79 50V51H78ZM131 50V51H130ZM42 53H41V52ZM93 51V52H92ZM95 51V52H94ZM117 51V52H116ZM124 52V54L123 53H120V52ZM130 51V52H129ZM39 52H40V54H39ZM47 52V53H46ZM52 52H54V53H52ZM57 52V54H55ZM115 52V53H114ZM16 53H18V54H21V55H18V56H16ZM27 53H28V55H27ZM32 53V54H31ZM70 53H71V55H70ZM84 53H88V55L89 56H86ZM129 53V54H128ZM34 54V55H33ZM39 54V56L38 57H36V55H38ZM116 54H118L120 57L119 58H116ZM41 55H43V56H41ZM52 55V56H51ZM60 55V60L59 61H57L56 62V60H57V57ZM78 55V56H77ZM97 55H99V56H97ZM102 57H101V56ZM133 55V56H132ZM27 56H29V57H27ZM41 56V57H40ZM44 56H50L51 57V59L52 60H55L54 62L50 59V57H46L48 60H46V58L44 57ZM71 56V57H70ZM83 56H84V58H83ZM105 56H109L110 58V61H109V59H107L108 57H105ZM14 58L13 60L12 59H10V58ZM15 57H17V58H15ZM45 59H44V58ZM61 57H62V61L63 60H65V59H68L69 60V58H72V60L70 59V62L68 61H61ZM64 57V58H63ZM76 57V58H75ZM77 57H78V59H77ZM93 57H95V59H93ZM97 57H99V59H97ZM105 57V59H102V58H104ZM115 57V58H114ZM152 57H153V59H152ZM32 58H34V60H32ZM36 58V59H35ZM39 58H43V59H39ZM55 58V59H54ZM83 58V59H82ZM100 58L102 59V60H100ZM114 58V59H113ZM135 58V59H134ZM140 58V57H139ZM139 58H137V60L139 59ZM15 59H17L16 61H15ZM20 59V60H19ZM22 59V60H21ZM30 59V60H29ZM49 59L51 60V62L52 63H48L47 61H49ZM76 59H77V61H76ZM87 59V60H86ZM92 59V60H91ZM115 59H117L116 60V62H115ZM123 59V62H126V61H128V62H126V63H123L121 60ZM130 59V60H129ZM151 59L152 60H154V59H157V57H156V55L155 54H153L152 56H151ZM9 60H12L13 61V63H12V61H10L9 62ZM18 60H19V62H21V65H19L18 66ZM25 60H29L30 61V63L28 62L27 64H29V65H31V61H32V64L33 63H35L36 61V63L38 64L37 65V67L39 66V68H40V66L42 67L43 66V70L44 69H46V71L45 72H43V70H39L38 71V69L39 68H37L36 67V65H32V66H30V67H32V68H30V67H28L29 65H27L26 63V65L24 64V61ZM36 60V61H35ZM41 60V61H40ZM80 60V61H79ZM99 60V61H98ZM106 61V63L108 64H106L105 63V69L102 67V66H104V64L101 66V65H99L98 63H100V64H102V63H104L105 61ZM34 61V62H33ZM73 61V62H72ZM86 61H91V62H86ZM92 61H95L96 63H94V64H92L93 66L94 65H99V66H94L93 68H92V65H91V63H92ZM104 61V62H103ZM117 61H119V63H120V66H113V64H114V62L116 63V64H118L119 65V63H117ZM4 62H6V63H4ZM22 62H23V64H22ZM26 62V61H25ZM55 62L57 63V64H59V65H55L54 66V64H55ZM74 62H76V63H74ZM129 62H130V64H129ZM18 63V64H17ZM41 63V64H40ZM128 63V64H127ZM141 63H144V64H146V66H148V63H145V62H141ZM4 64V65H3ZM5 64H7V66L9 67L8 69H5V70H2V69H4V67H7ZM40 64V65H39ZM47 64V65H46ZM64 64V65H65ZM76 64H78V65H76ZM89 64V65H88ZM18 66V67H13V66ZM23 65H25L26 66V68L23 66ZM71 65V66H72ZM110 65H111V67L112 68H110ZM133 65V66H132ZM135 65V66H134ZM21 66V67H20ZM22 66L25 68V69H22ZM33 66H35L34 68H36V69H34L33 68ZM85 66V67H84ZM91 66V67H90ZM122 66V67H121ZM48 67H50V68H48ZM66 67V66H65ZM73 67V66H72ZM72 67H71V69H72ZM90 67V68H89ZM96 67V68H95ZM117 67H118V69H117ZM127 67V68H126ZM132 67H133V69H132ZM134 67L136 68V71H134L135 69H134ZM140 69H139V68ZM12 68H13V70L15 69V72H13L12 71ZM19 68V69H18ZM59 68V69H58ZM74 68V67H73ZM79 67H78V69H80ZM120 68V69H119ZM130 68V69H129ZM18 69V70H17ZM28 69H29V71H28ZM40 69H42V68H40ZM74 69H76V67L74 68ZM95 71H94V70ZM122 69H124V70H127L128 69V71H124V70H122ZM137 69H138V72H137ZM8 70H10V72L8 71ZM23 70H25L24 71V73H26V75L24 76H22V74H23ZM27 70V71H26ZM32 70H34L35 72H37V73H34V71H33V74L31 73L32 72ZM48 70H50V72L51 73H49V71ZM65 70H67V68L65 69ZM77 70V69H76ZM81 70V69H80ZM83 70V69H82ZM85 70V71H86ZM111 70H112V73H111ZM118 70H122V72L120 73ZM4 71V72H3ZM5 71H8L7 73L5 72ZM42 71V72H41ZM116 71H118V72H116ZM18 72V73H17ZM48 72V73H47ZM61 72V73H62ZM69 72H70V74H69ZM81 72V73H80ZM99 72V73H98ZM110 72V73H109ZM131 72H133V73H131ZM135 72V73H134ZM11 73V74H10ZM41 73H43L44 75H42ZM55 73H54V76H55ZM75 74V75H72V74ZM103 73H105V75L103 74ZM106 73H107V75H106ZM108 73L110 74V75H108ZM142 73V74H141ZM13 74V75H12ZM18 75V77H16V75ZM35 74H37V75H39V76H37V75H35ZM80 74V75H79ZM132 74V75H131ZM32 75H35V76H37L38 78L40 77H42L41 79H37L35 76L34 77H32ZM66 75H56V76H59V77H61L60 79H62V78H64V76H65V78H64V80H66ZM67 75V78L68 77H70V76H68ZM78 75V76H77ZM90 75V74H89ZM130 75V76H129ZM27 76V78H24V77H26ZM29 76L31 77V80L32 81H36V80H39V81H36V82H31L30 81V78H29ZM99 77V79H98V77ZM104 76H106V77H104ZM107 76H109V77H107ZM124 76V77H123ZM128 76V77H127ZM49 78L51 77V80H54V77L53 76H48ZM53 77V78H52ZM132 77V78H131ZM144 77V76H143ZM43 78H45V79H43ZM58 78V77H57ZM71 78H73V77H71ZM70 78V80H69V82L70 81H72V82H74L73 80H75V79H71ZM77 78H76V80H77ZM89 80H87V79ZM93 80V81H90L91 79ZM94 78H96V79H94ZM115 80H114V79ZM127 78V79H126ZM18 79V80H17ZM35 79V80H34ZM128 79H130V80H128ZM133 79V80H132ZM47 80V79H46ZM68 80V79H67ZM87 80V81H86ZM106 80H112V82H113V86L111 85L112 84V82H109V81H106ZM114 80V81H113ZM127 80V81H126ZM8 81H10V82H8ZM17 83H16V82ZM42 81V82H41ZM57 81H59L60 82V80L59 79H57ZM86 81V82H85ZM94 81H96L97 82V85L99 86H97V85H95L96 84V82H94ZM118 83H117V82ZM5 82H6V80H5ZM15 82V83H14ZM45 82V81H44ZM66 81H64V83H65ZM68 82V81H67ZM72 82H71V84L70 83H67V84H70V86H72ZM80 82H79V85H80ZM84 82V83H83ZM106 82H108V83H106ZM115 82V83H114ZM131 82V83H130ZM135 82V86L138 88V87H141V88H139V89H135V86H134V88H132V86H133V83ZM141 82V83H140ZM75 84L77 83L76 81L74 82ZM73 83V84H74ZM91 83V84H90ZM94 83V84H93ZM127 83V84H126ZM140 83V84H139ZM34 84V85H33ZM74 84V85H75ZM78 84V83H77ZM87 84V85H86ZM105 84H106V87H105ZM115 84H119V86L117 87V85L115 86ZM128 84H132L130 87H127L128 86ZM95 85V86H94ZM33 86H35V88L33 87ZM76 86V85H75ZM81 86V85H80ZM80 86L79 87H77L79 90H83V88H81L80 89ZM81 86V87H82ZM110 86H112V88L113 89H111V88H109ZM38 87V88H37ZM103 87V88H102ZM30 88H32V89H30ZM37 88V89H36ZM72 90H76V88L75 87H73L72 86ZM90 88H88L87 89V91H91L90 90ZM99 88H100V90H99ZM125 88H126V91H124L125 90ZM17 89H19V90H21L20 92H18L19 90H17ZM28 89H30V90H28ZM37 90V91H35V90ZM106 91H105V90ZM29 92H28V91ZM102 90V91H101ZM115 90V91H114ZM133 90H135V91H133ZM22 91H23V94L24 95H22L21 93H22ZM26 91V92H25ZM44 90H42V92H43ZM129 91V92H128ZM137 91H139V92H137ZM76 92V91H75ZM78 92V91H77ZM76 92V93H77ZM80 92V91H79ZM102 92H103V96H102ZM105 92H107L108 93V97L107 96H105ZM117 92H118V94H117ZM122 92V93H121ZM124 92V93H123ZM127 94H126V93ZM21 94V96L24 98H26L27 100H28V98H30V100H28V101H30L31 103H33V104H31V103H29L30 104V106H31V108L30 107H28V103H27V105H25L26 103L25 102H28L27 100H25V98L24 99H22V97H21V99L19 98V95ZM30 93V94H29ZM74 93V92H73ZM120 93L122 94V95H120ZM29 95V96H27V95ZM143 96H142V95ZM74 96H78L79 95V93L78 94H73ZM80 95H83V94H80ZM116 95L118 96V97H116ZM120 95V96H119ZM125 95V96H124ZM84 96V95H83ZM132 98H131V97ZM28 97V98H27ZM106 97V98H105ZM121 97V98H120ZM128 97H130V99H128ZM114 98H120V99H115V100H113ZM125 98V99H124ZM80 99L81 100H84L85 102H86V98H81L80 97ZM89 99V98H88ZM20 100H24V102L22 101L21 103H19L20 102ZM128 100V101H127ZM114 101V102H113ZM116 101H118L117 103L119 104H117L116 103ZM123 101H124V103L125 104H122L123 103ZM133 101V102H132ZM146 101H147V103H146ZM113 102V103H112ZM22 103H24V104H22ZM87 103H88V100H87ZM128 103V105H129V107H128V105L126 106V104ZM136 103V104H135ZM139 103V104H138ZM107 104H109V105H107ZM113 104V105H112ZM137 106H135V105ZM101 105V106H100ZM103 105H105V107L103 106ZM131 105V106H130ZM140 105V107H138ZM12 106V105H11ZM111 106V107H110ZM121 106H125L124 108H122ZM18 107H19V105H18ZM105 108H107V110L105 109ZM117 108V109H116ZM139 108V109H138ZM105 109V110H104ZM125 109H127V110H125ZM34 110V109H33ZM116 110V111H115ZM117 110H120V111H117ZM157 110V111H156ZM114 111L116 112V113H114ZM122 111H127V113H128V115H129V112H130V114L131 115H129V116H131V118L128 116V115H125L124 114V112H122ZM152 111H156V112H153V114H152ZM159 111H161V112H159ZM34 112V111H33ZM117 112H118V114H119V112H120V116L117 114ZM149 113V114H148ZM155 113H161V115H156ZM32 114V113H31ZM35 114V113H34ZM115 114H117L119 117H117V115L115 116ZM127 117H125V116ZM163 115V116H162ZM32 116V115H31ZM30 116V117H31ZM164 116L166 117V119H163L164 118ZM35 119H36V116L34 115L33 116ZM122 117H125V118H122ZM146 117V118H145ZM149 117V118H148ZM150 117H151V119H150ZM154 119H153V118ZM106 118V119H105ZM120 118L122 119V120H125L126 119V121L127 122H131V123H134V124H132V125H129L130 123H127V124H124V123H121V122H123L122 120H120ZM130 118V119H129ZM157 118V119H156ZM115 119H117V120H120V121H117V120H115ZM129 119V120H128ZM147 119V120H146ZM148 119H150V120H148ZM101 120H104L105 122H101ZM147 122H146V121ZM160 121V122H159ZM119 122H120V124H119ZM153 122V123H152ZM163 123V125H162V123ZM143 123H144V126H143ZM146 123V124H145ZM124 126H123V125ZM120 125V126H119ZM134 125V127H132ZM138 125H142V126H138ZM165 125H168V126H166L165 127ZM113 126V127H112ZM115 126V127H114ZM123 127H126V129H124ZM128 128H130V129H128ZM166 128V129H165ZM122 129H124V130H122ZM132 129V130H131ZM107 130V132H104V131H106ZM114 130V131H115ZM129 130H131L130 132H131V136H130V132H129ZM123 131H124V133H123ZM162 133H161V132ZM167 131V132H166ZM102 132V131H101ZM111 132L114 134L115 132H113L112 130H111ZM117 132V131H116ZM129 132V133H128ZM166 133V134H165ZM106 134H108L107 136H106ZM164 134V135H163ZM168 134V135H167ZM124 135V136H123ZM161 135V136H160ZM108 137H110V138H108ZM113 137H114V135H113ZM131 137V138H130ZM107 138V139H106ZM117 138H120V137H117L116 136V139ZM135 138V139H134ZM114 139L115 138H112V140L114 141ZM159 139V140H158ZM164 139H166L165 141H164ZM171 139V140H170ZM118 140V142L120 143V141H119V139H117ZM133 140H134V142H133ZM169 140H170V142H169ZM135 142H136V144H135ZM189 142V141H188ZM111 143V142H110ZM113 143V142H112ZM115 143V142H114ZM119 143H115V145L116 144H119ZM126 143H127V145H126ZM133 143V144H132ZM0 264H20V261H18L17 259H19V260H23L24 261V263H23V261H21L22 263L21 264H25V263H31V264H34L35 262L37 263V264H46V263H44V262H41L40 263V261H39V257H38V254H36L35 253V250H34V248H33V246L30 244V243H27V245H26V242L24 243L23 242V239L22 238H25V236H26V232H23L22 233V230L23 231H31L30 229H31V227H28L27 229H26V227H24L25 228V230L23 229V228H20L21 227V223H20V221H18L19 219H20V216H21V213H22V209L23 208H25V206L27 207V208H29V209H31L32 211L31 212H33V210L34 211H36L37 212V209H39V208H36V207H39V205L40 204H43V205H40V211H42V214H44V213H46V212H44V211H47V209H48V207H50V205L53 203V204H55V206H57L58 205V203H60L59 201H61V205H62V202L63 203H65V204H67L68 203V205H69V201H68V198L66 199L64 196H61V194H59L58 193V191H61L62 190V188H61V186H62V184L63 183H67V182H69L70 181V177H76V180H77V182H78V178H77V175H54V173H56L57 172V170H59L58 171V173L59 172H66L67 171V166L65 165V167L63 168H61L60 169V165L58 166L55 162H54V164H56V165H52L53 164V161H51V159L49 160V172L50 171H52L51 173H52V175H49V174H51V173H48L47 174V172L46 171H48V170H46L45 168H48V163H45V164H41L40 166H41V168L42 167H45V168H42L41 170H42V173L41 174H47V175H41L40 173V175H27V170H25V171H22L21 172V164H20V162L18 161V153H19V150L17 149L16 150V148H13V147H10L7 143H6V140H4L3 138H0ZM132 144V145H131ZM177 144H178V147H177ZM192 144H195L194 142L192 143ZM128 145L130 146V148L131 147H133L132 149H130V148H128ZM176 145V146H175ZM118 147H119V145H118ZM63 148H64V145H63ZM120 148V149H121ZM161 148V149H160ZM181 148V149H180ZM182 148H184V149H182ZM11 149V150H10ZM123 149V148H122ZM121 149V150H122ZM130 149V150H129ZM124 150H122V151H124ZM191 150H192V152H194V153H192V155H194V157L191 155ZM8 151V152H7ZM12 151V152H11ZM14 151V152H13ZM130 151H132V152H130ZM136 151V152H135ZM189 151V152H188ZM131 154H129V153ZM6 153V154H5ZM132 153H134V154H132ZM4 155V156H3ZM6 155H8L7 157H9L8 159H7V157H5ZM124 155V156H125ZM134 155V156H133ZM135 157V158H132V157ZM141 157V158H140ZM186 158H188V159H186ZM193 158V159H192ZM10 159V160H9ZM132 159H135V161H137V165H138V170L136 171V170H134V169H137V168H135L134 167V165L131 163L132 162ZM145 159H146V161H145ZM149 159V161H150V163L147 161ZM191 160H193L192 162H191ZM170 161H172V163L170 162ZM181 161H183V163L181 162ZM190 162V163H189ZM52 163V164H51ZM128 163H131V165L129 164L128 165ZM133 163H136V162H133ZM189 163V164H188ZM192 163V164H191ZM150 164V165H149ZM194 164V165H193ZM197 164V165H196ZM132 165H133V167H132ZM166 165V166H165ZM167 165H169L168 167H170V168H168L167 167ZM47 166V167H46ZM150 166V167H149ZM187 168H186V167ZM194 166V167H193ZM130 167H132L131 169H129ZM154 167V168H153ZM164 167V168H163ZM165 167H166V169H165ZM185 167V168H184ZM191 167L193 168V169H191ZM199 167V169H200V172L198 173L197 171H198V168ZM57 168V169H56ZM113 168H115V169H119V172H116V170H114ZM120 168L123 170H121L120 171ZM134 168V169H133ZM167 168H168V170H167ZM152 169V170H151ZM156 171H155V170ZM164 169V170H163ZM171 169V170H170ZM191 169V171L192 170H195L194 171V174H193V171L192 172H190L191 174H193V175H190L189 174V172L187 171V170H190ZM202 169V170H201ZM40 169H39V171H41ZM44 170V171H43ZM46 170V171H45ZM66 170V171H65ZM154 170V171H153ZM152 171V172H151ZM122 172H123V175H122ZM157 172V173H156ZM19 173L20 174H23V175H19ZM38 173V172H37ZM58 173H56V174H58ZM131 173V174H130ZM133 173H135V176L136 177H133L134 176V174ZM166 173L168 174V175H166ZM196 173H198V175H196ZM128 174H130V176L128 175ZM160 174H162V175H160ZM182 174H184V175H182ZM202 174V175H201ZM124 175H125V177H124ZM132 175V176H131ZM124 177V179L127 181V182H124V181H121V179H123V177ZM143 176H145V177H142ZM148 176V177H147ZM155 176V177H154ZM157 176V177H156ZM100 177H105V175H100ZM115 177H117V178H115ZM133 177V179H131ZM153 177H154V180H151V179H153ZM119 178H121V179H119ZM137 178V179H136ZM138 178H140V179H138ZM146 178V179H145ZM159 178V179H158ZM229 178V177H228ZM129 179H131V181L129 180ZM129 180V181H128ZM136 180V181H135ZM146 180V181H145ZM148 180V181H147ZM141 181H143V182H141ZM228 182H229V180H227ZM232 181V180H231ZM51 182H57L55 185H52L51 184ZM144 182H146L147 184H145ZM204 182H206V183H204ZM208 182V183H207ZM138 183H140V184H138ZM141 183H143V184H145L146 186L144 187L143 185L141 186ZM210 183V184H209ZM216 184L219 188L217 189V187H214L215 185L214 184ZM229 183H231V182H229ZM61 184V185H60ZM202 184V185H201ZM207 184V185H206ZM135 185H137V186H135ZM150 185V186H149ZM153 185H155L156 187L155 188H157V190L159 191V193H156V191L157 190H154V186ZM157 185H158V187H157ZM184 185V186H183ZM203 185H204V187H203ZM221 185V186H220ZM54 186H56V187H54ZM141 186V187H140ZM164 186H166V187H164ZM58 187V188H57ZM144 187V188H143ZM148 187H151L152 188V190H151V188H148ZM168 187V188H167ZM147 188V189H146ZM22 189L24 190L23 192L25 193V190H28V189H31L32 191V193H30V197H29V199H23V198H21L23 201H25L26 200V202H23V203H21V199H20V193H21V191H22ZM145 189V190H144ZM170 189V190H169ZM184 189H186V192H187V194L185 193V190ZM224 189V190H223ZM173 190V191H172ZM178 190V191H177ZM198 192H197V191ZM151 191V192H150ZM157 191V192H158ZM176 191V192H175ZM215 191H216V193L218 194L217 195V198L218 199H221L222 197H224L223 199H221V205H220V203H219V200H216L217 198H214V197H216V196H214L212 199L211 198H209V197H212L213 195H216V193H215ZM140 192V191H139ZM175 192V193H174ZM178 192V193H177ZM181 192H184V194L187 196V197H183V196H185L183 193L181 194ZM192 192H193V194H192ZM201 192V193H200ZM166 193H171L170 195H168V194H166ZM203 193H204V196H202L203 195ZM166 194V195H165ZM212 195V196H209V195ZM47 195V196H46ZM49 195V196H48ZM165 195V196H164ZM178 195V196H177ZM190 195V196H189ZM193 196V198L194 199H197V200H192L193 198H192V196ZM206 195V196H205ZM57 196H60V197H57ZM159 196V195H158ZM179 197V199L177 198V197ZM180 196H182L183 197V199L184 200H182V198L180 197ZM26 198H27V196H25ZM50 197V198H49ZM73 197H77V196H73ZM170 197V198H169ZM173 197L175 198L176 197V199L174 200L173 199ZM189 197V198H188ZM202 197H204L203 199H202ZM209 198L210 200H211V202L209 203V201L210 200H207L206 198ZM221 197V198H220ZM229 197H231V198H229ZM30 198H32V199H30ZM57 198H58V200L59 201H57ZM173 199V200H172ZM198 199H199V202H198ZM202 199V200H201ZM204 199H206V200H204ZM225 199V200H224ZM227 199H229V200H231V201H229V202H231V203H229L228 202V200ZM29 200L31 201V202H33V203H30L29 202ZM63 200V201H62ZM65 200V201H64ZM72 200V199H71ZM170 200H172L171 202H170ZM190 200V201H189ZM192 200V201H191ZM213 200V201H212ZM216 200V201H215ZM197 201V202H196ZM203 201V202H202ZM214 201H215V203H219L217 206H216V204L214 203ZM226 201H227V205H225L226 204ZM236 201H238V202H236ZM51 202V203H50ZM55 202H58L57 203V205H56V203ZM184 202V203H183ZM185 202H187L186 204H185ZM193 202H195V203H193ZM208 202V203H207ZM213 202V203H212ZM225 202V203H224ZM236 202V203H235ZM188 203H190V204H188ZM192 203L194 204L193 205V207H191L192 206ZM200 203V205H198ZM202 203H204L203 204V206H202ZM211 203H212V206L214 207V209H213V207L211 206ZM225 205H223V204ZM27 204V205H26ZM37 204V205H36ZM59 204V205H60ZM205 204H210V205H208L207 207L205 206ZM228 204H229V206H228ZM174 205H176V206H174ZM185 205V206H184ZM191 205V206H190ZM198 205V206H197ZM223 205V206H222ZM22 206V207H21ZM43 206V207H42ZM179 206H181V207H179ZM199 206H200V208H199ZM246 206V205H245ZM20 207V208H19ZM44 209V211L43 210H41L42 208ZM58 207V206H57ZM176 207H178V208H176ZM185 207V208H184ZM195 207V208H194ZM217 208V210H216V208ZM221 207V208H220ZM22 208V209H21ZM26 208V209H27ZM198 208V209H197ZM207 208V209H206ZM209 208V209H208ZM226 208V211H227V213L225 214V209ZM177 209H179V210H177ZM180 209H181V211H180ZM200 209V210H199ZM240 211V212H242V214H243V217H245V218H243V217H241L240 218V212L238 211V210ZM214 210H216V211H214ZM180 211V212H179ZM198 211V215H196V212ZM200 211H201V214H200ZM207 211H208V213H210L211 214V216L213 217V221H212V218L210 219L211 221H209L208 219L210 218V215L208 216L207 215ZM176 212H179V213H177L176 214ZM184 212H185V216L183 215L184 214ZM218 212V213H217ZM195 213V214H194ZM206 213V216L208 217H206L204 214ZM220 214V215H219ZM228 214V216H225V215H227ZM181 215H182V218L184 219V218H186V220L184 219L183 221H182V219L181 218H177V217H181ZM204 215V216H203ZM216 215V216H215ZM217 215H218V217H217ZM239 215V216H238ZM195 216H197V218L198 219H195ZM199 216H201V217H199ZM207 218V219H205V218ZM226 217V218H225ZM202 218V219H201ZM216 218V219H215ZM222 218H224V220H226V221H224V220H222ZM247 218V219H246ZM189 219H191L190 221H192L191 223L190 222H188L189 221ZM200 219V222L198 223V222H195V221H198ZM239 219V220H238ZM207 220V222L208 223H206L205 221ZM215 220L218 222H216L217 223V225L219 226V228H220V230H218L217 228H218V226H214V224H215ZM186 221V222H185ZM202 221V222H201ZM230 222V223H228V222ZM237 221V222H236ZM17 222H19V223H17ZM181 222V223H180ZM188 222V223H187ZM212 222V223H211ZM224 222V223H223ZM233 222V223H232ZM193 223V224H192ZM204 223V224H203ZM227 223V224H226ZM234 223H235V225H234ZM256 223V222H255ZM186 224H188V226L186 225ZM206 224V225H205ZM209 224H210V226H209ZM225 224V225H224ZM228 224H232L231 226L230 225H228ZM47 225V224H46ZM190 225V226H189ZM29 226H31V225H29ZM49 226H50V224H48V226L46 227L47 229H49ZM203 226V227H202ZM227 227V229H226V227ZM232 227V228H229V227ZM209 227H210V229H209ZM258 227V226H257ZM21 229V230H17V229ZM52 228V227H51ZM175 228H176V230H175ZM194 231H193V230ZM212 229V230H211ZM225 229V231H223ZM258 229L260 230V232H264V223H262L261 225H260V227H258ZM188 230V231H187ZM200 230V231H199ZM208 231V232H205V231ZM210 230H211V232H210ZM218 232H217V231ZM19 231V232H18ZM189 231H193V233H191V232H189ZM222 233H221V232ZM48 232V231H47ZM96 232H98V234L97 235H95V234H93V236L95 237V236H98L99 235V233L101 232L100 230H97V231H95L94 233H96ZM203 232H205L204 234H202ZM217 232V233H216ZM225 232V233H224ZM229 232V233H228ZM247 232H249V233H247ZM189 233H190V235H189ZM199 233V234H198ZM22 234H23V237H22ZM102 234V233H101ZM216 234H217V236H216ZM219 234H221V235H223V236H219ZM243 234V235H242ZM25 235V236H24ZM177 235V234H176ZM187 235H188V237H187ZM198 235V236H197ZM204 236V238H200V237H203ZM212 235H213V237H212ZM224 235H226V236H224ZM179 236H180V238H184V239H187V238H189V239H187V240H183V239H181L182 240V243H180V245H178V244H176V245H178L177 247H174L173 248V244H174V242H176V240L178 239V241H181L180 240V238H179ZM190 236V237H189ZM208 236H209V238H208ZM216 236V237H215ZM231 236V237H230ZM237 238H236V237ZM21 237V238H20ZM198 237V238H197ZM215 237V238H214ZM229 239H228V238ZM233 237H235V238H233ZM238 237H240V241L238 240ZM29 238V237H28ZM93 238V237H92ZM98 238V237H97ZM172 238V237H171ZM172 238V239H173ZM177 238V239H176ZM190 238L192 239V240H190ZM196 238V239H195ZM201 240H200V239ZM218 238H220L221 240H219ZM244 238H247V239H244ZM255 238V237H254ZM257 238H260V236H258ZM20 239H22V243L20 242ZM93 239H95V238H93ZM215 239V240H214ZM234 239V240H233ZM218 240H219V244H218ZM225 240V241H224ZM228 240V241H227ZM231 240V241H230ZM24 241H26V238L24 239ZM193 241L195 242V243H193ZM202 241V242H201ZM221 241H223V242H221ZM21 244H20V243ZM183 242H184V244H183ZM213 242V243H212ZM216 242V243H215ZM226 242V243H225ZM232 242V243H231ZM23 243L26 245V247L29 245H31L30 246V249H28L29 248V246H28V248L25 250V245H23ZM179 243V242H178ZM212 243V244H211ZM225 243V244H224ZM174 244V246H176ZM181 244H183V246L181 245ZM210 244V245H209ZM218 244V245H217ZM221 244H223V245H221ZM21 245H23L22 246V248L21 247H19V246H21ZM207 245V246H206ZM221 245V248L219 247ZM201 246L203 247V249H204V251H203V249H201L202 251L200 252V250L198 251V253L200 254H198V258H200V260L198 259V258H196L197 256H191V255H194L195 253L194 252H197V251H195V249L196 248H201ZM19 247V248H18ZM172 247V248H171ZM209 247V248H208ZM235 247H236V249L237 250H239V253L237 254V253H234L235 251L237 252V250H235ZM24 248V249H23ZM211 248V249H210ZM214 248H216V249H214ZM221 250V251H219V249ZM227 248H229L230 250L229 251H227ZM21 249V250H20ZM34 250V251H33ZM170 250H168L169 251V254L168 255H170L171 256V254H173V253H171V251ZM197 250V249H196ZM19 251H21L22 253H25V252H23V251H26V252H28V254H26L25 253V255H26V257H25V255H23L21 252H19ZM113 251V250H112ZM124 251V250H123ZM123 251H116L115 250V255H113L114 253L113 252H105V254H104V252L103 251H101L102 253H100V249H99V252H97L98 254H96V255H94L93 257L92 256H90V254L89 253H87L88 254V256L86 257V258H84V259H82V260H80V261H78V263L80 264V262L82 261L83 262V264H93L94 262H95V264H106V262H104V263H101V262H103L102 260H103V258H101V257H103V255L105 256V260H107L108 259V261L109 262H111V264H113L114 262L113 261H115L116 263H114V264H119L118 263V261L119 260H122V261H124L123 262V264H128V263H130V262H128V260H126L124 257H126V255H123V256H121L122 255V252ZM241 251V252H240ZM263 251V250H262ZM16 252V253H15ZM130 252V250L129 251H124L123 252V254L125 253V254H127V253H129ZM133 252H134V250H133ZM210 252H212V253H210ZM219 252H223L222 254L221 253H219ZM254 252V253H253ZM40 253V252H39ZM86 253V252H85ZM113 253V254H112ZM208 255H207V254ZM18 256H20V255H22V257L21 258H19V257H17V255ZM32 254V255H31ZM121 254V255H120ZM135 254V253H134ZM133 254V255H134ZM146 254H149V253H146ZM217 254V256L219 255V257L217 258V256H215ZM225 256H224V255ZM237 254V255H236ZM264 254V251L262 252V255ZM28 255H30V256H33V257H31V260H30V258H29V256ZM39 255H41V253L39 254ZM101 255V257H99ZM204 255H206V256H204ZM213 255V256H212ZM221 255H223V256H221ZM14 256V257H13ZM23 256H24V258H23ZM90 256V257H89ZM114 256V257H113ZM119 256H120V259H119ZM135 256V255H134ZM134 256H133V258H134ZM150 256V255H149ZM152 256V255H151ZM156 256H158V254H156ZM170 256H167V257H170ZM97 257V258H96ZM122 257H123V259H122ZM145 257V256H144ZM196 258V260H192V258ZM206 257V258H205ZM208 257H210V258H208ZM225 257V258H224ZM33 258V259H32ZM113 258H115L116 260H113ZM143 258V257H142ZM148 258V257H147ZM158 259H156L155 258V263H159V260L160 259H162L163 260V258H161V256L160 257H157ZM171 258V257H170ZM173 258V257H172ZM212 258V259H211ZM101 259V260H100ZM149 259V258H148ZM164 259H166V258H164ZM169 259V258H168ZM38 260V261H37ZM133 260V259H132ZM141 260V259H140ZM143 260V259H142ZM141 260V261H142ZM150 260V259H149ZM151 260H152V258H151ZM161 260V261H162ZM170 260V259H169ZM199 260V261H198ZM18 261V262H17ZM140 261V262H141ZM145 261V260H144ZM146 261H147V259H146ZM145 261V262H146ZM160 261V262H161ZM171 261V260H170ZM170 261H169V263H170ZM198 261V262H197ZM262 261H264V260H262ZM39 262V263H38ZM121 262V261H120ZM132 262V261H131ZM139 262V263H140ZM150 262V261H149ZM153 262V264H154V261H152ZM152 262H150V263H152ZM165 261H162L161 262V264L162 263H164ZM172 262V261H171ZM35 263V264H36ZM77 263V264H78ZM142 263V262H141ZM166 263H168V261L166 260ZM168 263V264H169ZM174 263V264H175ZM63 264H67V263H65V262H63ZM134 264V263H133ZM143 264V263H142ZM144 264H146V263H144ZM147 264H148V261H147ZM171 264H173V263H171Z\"/></svg>","mask_w":264,"mask_h":264}]
</instances>
